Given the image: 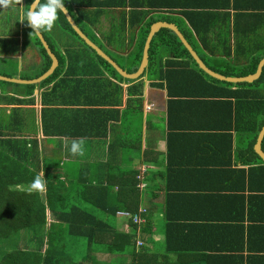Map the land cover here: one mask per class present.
I'll return each instance as SVG.
<instances>
[{
  "label": "trees",
  "instance_id": "obj_1",
  "mask_svg": "<svg viewBox=\"0 0 264 264\" xmlns=\"http://www.w3.org/2000/svg\"><path fill=\"white\" fill-rule=\"evenodd\" d=\"M31 1H26L25 11ZM119 5L125 6V1ZM128 6L129 11L122 10L116 23L110 25V32L101 34L98 40L92 34L87 33V36L122 69L131 73L140 63L150 25L157 20H175L148 15L162 7L172 9L167 1L129 0ZM140 6H146V9ZM187 8L182 15L189 26L179 23L178 28L208 68L234 77L255 72L258 62L264 58L263 6H242L236 1L225 0L220 11L197 9L196 4H187ZM55 24L62 31V37L54 30L42 32L58 60L52 74L39 83V87L44 88L40 93L42 107L39 119L45 137L43 141L53 138L49 142L54 144L57 137L72 134L69 132L71 116L61 118L59 115L61 108L78 115L79 107L74 106L89 107L84 112L91 120L86 124L85 132H78V137L88 133L104 137L105 110L96 107L110 102L95 95L110 83L105 73L118 80L132 82L127 91L129 95H137L130 100L139 109L142 107L143 77H146L152 80L150 86L166 92L168 143L175 142V131L185 130L180 128L182 125L195 126L205 132L199 135L200 143L210 144L212 151L227 159L234 151L236 160L241 166H246L228 167L224 170V177L244 181L250 173L264 170V162L253 150L257 134L264 125V65L260 76L250 83L220 81L202 71L175 33L163 27L150 41L144 72L135 80H127L76 34L63 13L58 14ZM80 28L83 29L82 26ZM26 30L21 48L30 42L38 49L41 64L30 75L22 73L21 76L22 79H33L48 69L51 59L37 36L30 34L31 29L26 26ZM9 47L15 48L16 41ZM3 48L0 46V55L4 53ZM11 58L0 56L3 62ZM117 58L124 64L120 65ZM0 75L12 76L11 73ZM7 85L20 87L25 94H31L36 86L0 80L1 89ZM2 97L4 101L16 104L34 101L32 97L18 98L6 94ZM13 111L10 120L6 119L0 127V264H181L200 258L205 264L254 263L252 256L245 259L229 251L237 248L221 244L215 246V242L207 249L198 247L199 238L192 234L195 230L175 223L176 220H190L177 215L180 210L173 205L176 196L179 197L177 193L168 192L166 195L163 249L160 253L151 249L148 242L152 237L143 238L150 235V208L142 197L149 185L145 191L139 188L141 179L138 171L109 169L107 176L99 174L94 180L88 179V172L69 175L65 179L53 176L47 170L52 167L51 158L41 157L45 151L35 136L38 124L32 123L30 131L24 133V130H29L25 121L32 110L25 115L18 107ZM97 122L98 129H94ZM214 136L222 138L224 145L218 147L212 138ZM127 140L141 155L140 134ZM50 148L53 155H61V147L52 145ZM261 149L264 152V136ZM170 154L172 157L173 153ZM41 166L45 170L40 175ZM37 175L45 179V187L40 191L29 187ZM144 179L149 178L146 176ZM229 184L224 186L225 190H229ZM205 197L209 199V193H205ZM136 213L144 219L142 223L133 221L132 215ZM137 241H140L139 245ZM170 253H173V258L168 255ZM97 254L111 258L107 260ZM115 256L118 257L116 260Z\"/></svg>",
  "mask_w": 264,
  "mask_h": 264
},
{
  "label": "crops",
  "instance_id": "obj_2",
  "mask_svg": "<svg viewBox=\"0 0 264 264\" xmlns=\"http://www.w3.org/2000/svg\"><path fill=\"white\" fill-rule=\"evenodd\" d=\"M26 1L9 0V6L0 7V39L9 38L13 43L16 41L15 48H3L2 51L4 53L0 56L6 59L12 57L11 59H14L17 65L15 71L0 73H11L12 76L10 77L16 79H22V73H29L33 63L35 65L33 71L37 70L41 64V56L38 49L32 47L33 45L30 42L25 48H21L24 35L27 33L26 22L20 21L27 11H25ZM124 1L125 6L119 5L122 0H66L65 7L68 9L67 13L77 27L86 36L87 33L92 34L98 40L101 34L111 31L110 25L116 23V18L122 10L129 11V0ZM160 1L169 2L173 6L172 9L162 7L153 14L151 12L148 15L172 18L175 21L169 23L174 24L178 30L179 23L184 27L189 26L187 20L182 15V11L188 9L187 4H196L197 9L220 11L222 3L225 2V0ZM229 1H236L242 6L264 7V0ZM139 8L146 9V6H140ZM230 13L232 14L233 11L230 10ZM157 21L168 22L165 20ZM53 27L48 31L54 30ZM32 54H35L36 60L31 61V56H34ZM105 77L110 83L107 87L100 90L101 93H96L95 95L110 102V104L96 107L105 110L104 137L92 133L78 137V132L80 130L85 132L87 129L85 128L86 124H89L91 120L89 119V115L84 112L89 107L74 106L73 108L79 107L80 112L78 115L66 108V111L64 108H61L59 115L61 118L71 116L69 132L72 134L69 137H57L58 141L55 139L54 144L49 142L53 138L43 141L45 137L39 121L40 109L42 107L40 93L44 89L39 87L41 81L36 84L31 94H25L20 87L13 85L0 88V127H2L6 119L10 120V115L15 112L13 111L15 107H18L21 111L25 109L27 111L32 110L36 114L38 124L35 136L45 151L41 157L45 155L51 158L52 167L47 170L53 176H58L60 179H65L69 175L76 176L77 173L80 175L88 172V179L94 180L99 174L107 176L109 169L137 170L138 175H140L141 184H143L142 191H145V188L149 185L148 191L143 192L142 197L143 202L150 208V235L146 234L143 238L152 237V241L148 242V246L151 249L157 251L158 249H163L166 195L168 192L172 194L177 193L179 197L176 196L173 203L180 210L177 215H183L186 219L190 220H176L175 223L178 225L183 224L181 226H191L192 231L195 230L192 234L193 237L199 238L200 244H198V247H206L205 249H207V246H213V242H215V246L221 244L222 246L237 248L229 251L238 253V255H242L245 259L248 256H252L253 264H262L264 260V170L250 173L248 179L244 181L241 179H231L230 176L224 177V170L228 169V167L246 168V166H241L236 160L234 151L231 158L227 159L221 153L212 151L209 146L210 144L200 143L199 135L205 132H201L198 127L182 125L180 128H185V130L175 131L177 134L175 142L168 143L166 139L167 96L164 89L150 86L149 83L152 80L143 77L142 107L139 109L136 104L129 105L130 101H132L130 98L137 96L135 94L129 95L127 91L128 86L132 82L118 80L117 77L109 73H105ZM23 80L29 79L24 78ZM2 94L14 95L18 98L32 97L34 101L33 103L16 104L4 101ZM76 94L80 95L79 93ZM78 95L76 96L81 97V95ZM92 108H95V105ZM128 108L130 109L128 110ZM130 110L133 117L125 123V117L128 116L127 113ZM132 119L135 121L134 125H131ZM98 125L97 122L93 128L98 129ZM24 133L26 134V132ZM25 134L23 135L26 136ZM137 134H140L141 155L137 152L136 146L127 140L130 137L134 138ZM16 136L20 137V134ZM123 138H125V141ZM212 138L216 141L218 147L224 145L222 138L218 139L215 136ZM73 140L80 143L82 150L81 154L76 156L72 155L69 151ZM42 144L45 145V148ZM235 144L236 138L234 135V150ZM52 145L61 147V155H53L50 148ZM169 153H173L172 157ZM170 163L174 164L171 165ZM43 170L45 169L41 166L39 169L40 175L43 173ZM146 176H148V180L144 179ZM228 184L230 188H228L229 190H225L224 186ZM192 186L196 188L193 189L191 188ZM208 186L213 191H210ZM213 192L214 194L211 196ZM205 193H209V199L205 197ZM160 220V224H156ZM240 247L242 248L240 249ZM168 255L173 258V253ZM181 264L205 263L200 258L185 261ZM244 264L247 263L244 262Z\"/></svg>",
  "mask_w": 264,
  "mask_h": 264
},
{
  "label": "water",
  "instance_id": "obj_3",
  "mask_svg": "<svg viewBox=\"0 0 264 264\" xmlns=\"http://www.w3.org/2000/svg\"><path fill=\"white\" fill-rule=\"evenodd\" d=\"M32 4V2H31ZM30 4V6H31ZM67 21L69 22V24L71 25L72 29L76 32V34L90 47L92 48L101 58H103L108 64L111 65V67L123 78L126 79H137L138 77H140V75L144 72L147 63H148V49H149V45H150V41L153 37V35L162 27L168 28L170 30H172L175 35L178 37V39L180 40V42L183 44V46L186 48V50L189 52V54L191 55L192 59L195 61V63L198 65V67L204 71L207 75L218 79L220 81H226V82H231V83H237V82H252L254 80H256L262 71V67L264 65V58H262L256 67V70L254 73L252 74H248L245 76H240V77H234V76H224L220 73L214 72L213 70H211L210 68H208L204 62L199 58V56L197 55V53L195 52V50L191 47V45L189 44V42L185 39V37L183 36V34L177 29V27L169 22H164V21H156L154 23H152L149 27V31L147 33V36L145 38L144 41V45L142 48V57L140 60V63L137 67V69L134 72L128 73L126 72L124 69H122L113 59H111L105 52H103L93 41H91L75 24V22L72 20V18L68 15L66 16ZM36 35V34H35ZM37 36V35H36ZM37 38L39 39V41L41 42L42 46L44 47L46 53L48 54V56L51 59V63L50 66L48 67V69L46 71H44L41 75H39L36 78L33 79H29V80H23V79H16V78H11V77H7L4 75H0V80H5V81H12V82H19V83H39L40 81L44 80L46 77H48L50 74H52V72L54 71V69L57 67L58 65V60L56 58V56L54 55V53L50 50L47 42L45 41V39L43 38L42 33L37 36ZM264 136V125H262V127L260 128L255 143L253 145V150L254 152L260 157V159L264 162V152L261 149V141L263 139Z\"/></svg>",
  "mask_w": 264,
  "mask_h": 264
},
{
  "label": "clouds",
  "instance_id": "obj_4",
  "mask_svg": "<svg viewBox=\"0 0 264 264\" xmlns=\"http://www.w3.org/2000/svg\"><path fill=\"white\" fill-rule=\"evenodd\" d=\"M66 0H32L24 17L20 20L26 22V26L31 29L30 34L39 36L43 31L50 30L58 19V14L63 13L67 16L68 9L65 7ZM9 6V0H0V7ZM69 151L76 156L81 154L80 143L76 140L71 142ZM31 190H43L45 179L40 175L33 178L30 184Z\"/></svg>",
  "mask_w": 264,
  "mask_h": 264
},
{
  "label": "rangeland",
  "instance_id": "obj_5",
  "mask_svg": "<svg viewBox=\"0 0 264 264\" xmlns=\"http://www.w3.org/2000/svg\"><path fill=\"white\" fill-rule=\"evenodd\" d=\"M53 29H54V31L56 32V34L59 36V37H62L63 35H61L62 34V31L61 30H59V28L57 27V25H55L54 27H53ZM43 32H47V33H49V31H43ZM95 40H97V39H95ZM11 45V40L9 39V38H7V39H5V38H2V39H0V46H3L4 48H9V46ZM32 55H34V56H31V61L32 60H36L35 59V54H32ZM1 60V59H0ZM117 61H118V63L120 64V65H123L124 64V61L122 60V59H120V58H117ZM25 63V62H24ZM9 65L8 67H7V65ZM6 69H7V71H6ZM17 69V65H16V62L13 60V59H11V60H9V62H7V61H0V72H8V71H15ZM35 69V65H34V63H33V66L31 67V69L29 70V75H30V73H31V71H33ZM26 74V73H25ZM130 104H135L133 101H130V103H129V105ZM130 108H128V110H129ZM132 110V109H131ZM131 110L130 111H128V113H127V117H125V123L126 122H128L132 117H133V114L131 113ZM30 112V110L29 111H26V109L25 110H23V113H24V115H25V113H29ZM32 123H35V125L37 124V117H36V114L33 112L32 114H30V115H28L27 117H26V121H25V126L27 127V129H29V130H24L25 132H29L30 131V128H31V124ZM125 123H124V125H125ZM134 123H135V121H134V119H132V122H131V125H134ZM143 187V184H139V188H142ZM160 222H161V220L159 221V222H157L156 224H160ZM125 227V226H124ZM138 240H140V239H138ZM141 241V240H140ZM160 250L161 249H158V251L157 252H160ZM97 256L98 257H100V258H105V259H107L108 258V256L106 255V254H97ZM111 257H109L107 260H109ZM118 257H116L115 256V260L117 259ZM119 258H120V256H119ZM114 260V261H115Z\"/></svg>",
  "mask_w": 264,
  "mask_h": 264
},
{
  "label": "built area",
  "instance_id": "obj_6",
  "mask_svg": "<svg viewBox=\"0 0 264 264\" xmlns=\"http://www.w3.org/2000/svg\"><path fill=\"white\" fill-rule=\"evenodd\" d=\"M119 214H128L127 212H120ZM133 221L137 222V223H142L144 221V219L142 217H140V215L138 213L132 215ZM140 244V241H137V245Z\"/></svg>",
  "mask_w": 264,
  "mask_h": 264
}]
</instances>
